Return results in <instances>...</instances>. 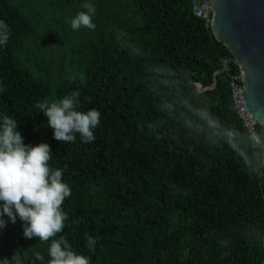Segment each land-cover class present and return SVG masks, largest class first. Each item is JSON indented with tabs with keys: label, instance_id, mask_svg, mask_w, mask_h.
Masks as SVG:
<instances>
[{
	"label": "trees",
	"instance_id": "16d2710c",
	"mask_svg": "<svg viewBox=\"0 0 264 264\" xmlns=\"http://www.w3.org/2000/svg\"><path fill=\"white\" fill-rule=\"evenodd\" d=\"M84 3L96 8L95 30L71 28ZM0 20L11 29L0 45V119L16 120L25 144H49L50 167L71 188L56 238L91 264H264V177L227 145L189 136L163 108L194 90L222 122L245 129L230 88L239 68L190 0H0ZM159 65L192 85L181 77L174 90L151 87L148 70ZM76 90L79 110L101 113L91 143L55 140L37 107ZM3 218L0 260L31 264L39 252L47 264L50 241ZM85 234L97 238L94 253Z\"/></svg>",
	"mask_w": 264,
	"mask_h": 264
},
{
	"label": "clouds",
	"instance_id": "9594fccd",
	"mask_svg": "<svg viewBox=\"0 0 264 264\" xmlns=\"http://www.w3.org/2000/svg\"><path fill=\"white\" fill-rule=\"evenodd\" d=\"M81 7L86 11H79L71 19V28L95 30V6L84 3ZM123 35L126 33L119 34L117 39ZM10 36V27L0 20V45H6ZM128 47L133 55H142L141 49L132 45ZM148 71L149 84L155 89L168 92L179 88L181 77L187 86L192 85L185 74L165 65L152 66ZM199 96L194 90L186 96L175 94L171 102H164L163 108L189 136L202 138L210 146L227 145L242 159L250 173L264 177V124L260 125V131L255 127L238 129L222 122ZM79 97L80 92L76 90L62 99L37 104L47 117V125L53 130L55 140L75 142L76 134H79L84 143L95 141L93 130L100 124L101 113L95 108L86 112L79 110ZM17 129L18 123L13 118L5 115L0 119V230L7 225L3 217L7 216L12 224L19 218L23 222L25 238L50 241L47 264H91V258L74 251L64 236L56 238L68 220L62 205L70 197L71 188L63 182L62 170L50 167L52 152L49 144H25ZM85 239L88 251L94 253L97 238L85 234ZM222 246H225L224 242ZM44 261V255L37 252L31 264H44ZM13 262L21 264L17 254L11 260H0V264Z\"/></svg>",
	"mask_w": 264,
	"mask_h": 264
},
{
	"label": "water",
	"instance_id": "95a60500",
	"mask_svg": "<svg viewBox=\"0 0 264 264\" xmlns=\"http://www.w3.org/2000/svg\"><path fill=\"white\" fill-rule=\"evenodd\" d=\"M214 38L238 66L246 109L264 124V0H210Z\"/></svg>",
	"mask_w": 264,
	"mask_h": 264
},
{
	"label": "built area",
	"instance_id": "2783aa9c",
	"mask_svg": "<svg viewBox=\"0 0 264 264\" xmlns=\"http://www.w3.org/2000/svg\"><path fill=\"white\" fill-rule=\"evenodd\" d=\"M192 3V13L195 17L204 20L207 24L212 20V8L210 0H190ZM227 61H223V67L226 69ZM231 98L237 115L245 129L257 127L258 123L253 115L246 109L243 85L241 75H237L231 79ZM264 248V238H263Z\"/></svg>",
	"mask_w": 264,
	"mask_h": 264
}]
</instances>
